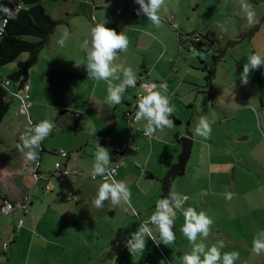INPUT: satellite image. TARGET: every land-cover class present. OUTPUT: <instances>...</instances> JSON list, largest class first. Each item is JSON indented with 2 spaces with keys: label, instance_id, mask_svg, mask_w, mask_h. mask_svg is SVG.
<instances>
[{
  "label": "rangeland",
  "instance_id": "1",
  "mask_svg": "<svg viewBox=\"0 0 264 264\" xmlns=\"http://www.w3.org/2000/svg\"><path fill=\"white\" fill-rule=\"evenodd\" d=\"M73 1L44 0L42 4L47 14L59 21L65 16V10L77 7L76 4L79 6V2ZM183 2L186 12H194L192 25L195 29L202 28L212 20L217 25L213 28L214 32H210L214 47L209 49L206 46V51L195 50V53L186 51L188 62L194 60V67L190 69L189 75L185 74L188 79L183 88L186 94L178 91L177 96L185 99L179 103L182 106L173 105L179 124L171 129H158L154 134L145 136L146 121L142 120L133 136L125 116L129 109L127 107L125 111H119L117 134L115 133L116 140H120L116 146L130 141L132 146L139 149L127 154L124 170L121 172L126 173L127 162L130 161L129 166L135 167L136 173H141L136 165L139 164L145 171L154 172L157 180H143L140 183L141 190L139 186L132 189L128 185L131 191L130 202L114 204L115 216L109 215L107 209L102 211V215L97 211H87L91 207L82 201L78 205L68 200H60V205L51 203L57 192L42 191L40 188L45 184L43 182L34 186L33 200L36 205L40 202V207H35V211L31 207L30 214L25 216L24 210L20 208L21 203L18 202L15 203L16 211L10 215H2L0 212V239L9 242L11 248L18 250L16 264H182L181 257L191 251V245L181 231L184 224L182 212L188 207L195 208L197 212L205 211L214 221L205 240L206 244L211 246L223 241L225 247L221 249L222 253L238 251L239 259L235 264H264V252L259 255L252 252L254 236L264 231V66L250 73L247 85L240 80L243 65L248 62L251 54L259 53L264 58V23L256 33L257 37L251 42L248 38L233 49H226L231 42H237V38L246 36L257 26L258 23H251L249 20L248 12L252 10L253 17L259 14L264 16V0H247L246 4L244 0H222L218 5H210L213 9L210 14L206 5L210 3L209 0H199V8L197 0ZM218 14L225 15L226 19L219 22ZM187 17L185 15L186 20ZM58 29L62 31L65 26L61 25ZM225 51L226 55L221 59ZM42 53L43 56L39 57L38 63L29 73L32 104L29 115L36 123L48 119L55 124L54 130L41 143L46 148V152L42 154L41 171L44 174H53L55 162H62L59 151L63 149L67 153L71 152L73 156L77 155L73 143L80 142L85 135L79 133L78 137H74L76 120L72 117L73 113L62 114L67 110L66 106L74 104V97L67 93L71 81L74 80L68 79L70 77L66 75L70 68L66 69L63 64L65 61H60L63 56L61 53L57 55V51H51L47 47ZM28 56L25 53L16 62L0 68V78L6 80L17 70L18 62L28 59ZM200 58L206 63H202ZM208 67L215 68L216 71L211 89L206 81L207 72L204 71ZM172 79H177L176 73ZM260 79L263 83H259ZM75 81L80 80L78 78ZM70 89L74 90V86ZM214 94L216 99L211 100L210 96ZM7 100L10 108L0 124V149L4 148V153L6 150L12 151V147L17 148V144L21 143L20 136L25 129L32 127L26 117L18 114L19 102L10 98ZM201 116H206L210 122L214 121L208 139L195 133ZM191 136L198 143L192 150L186 174L174 177L170 186V193L189 197L183 208L177 210L173 229L176 234L175 242L164 245L159 231L149 224L153 231L151 238L145 236V250L131 253L127 246H123L139 224L148 221L152 215L156 202L161 199L162 181L181 153V144L175 142L176 137L181 140ZM172 142L176 143V148L172 147ZM208 142L213 145L210 152L208 148L211 146L208 147ZM93 143L94 139H91V144ZM20 152L17 148L14 153L18 156ZM14 153L12 157L16 156ZM30 170H33L31 166L23 170V176L28 181V186L32 187L33 177L31 174L26 175ZM118 179L122 180L119 176ZM46 185L55 188L62 184L51 178ZM69 189V186L63 188L64 191ZM228 192L233 193L231 200L225 197ZM4 202L0 201V204ZM58 206L60 210L54 208ZM54 211L63 212L55 214ZM71 212L72 221H67L66 225L59 222L66 213ZM31 217H35L36 225L32 224ZM52 217H55L51 225L53 229L46 225L49 223L47 219L51 220ZM40 219L44 220L39 229L37 224ZM20 220L25 223L23 231L17 229ZM34 238L37 241L41 239L42 244L36 245ZM199 239L202 237H198ZM114 242H117L116 245ZM2 243L1 240L0 249ZM7 253L8 250L5 254L0 252L3 257L0 264H7Z\"/></svg>",
  "mask_w": 264,
  "mask_h": 264
},
{
  "label": "crops",
  "instance_id": "2",
  "mask_svg": "<svg viewBox=\"0 0 264 264\" xmlns=\"http://www.w3.org/2000/svg\"><path fill=\"white\" fill-rule=\"evenodd\" d=\"M209 1L210 3H206V5L208 6L207 12L210 14L213 11L210 5H218V2H221L222 0ZM73 2H79V6L78 4H76L75 6L77 7H73L71 10H65V16L61 20H59L63 22L61 25L65 26V29L61 31L60 29H58V27L61 26L59 25L55 32L49 38V41L45 47L51 48V51H57V55L59 53L63 55L60 61H65L63 62V64L66 69L68 67L70 68V70H68V74L66 75H69L70 78L68 79H74L73 81H71V85H69L67 89V93H70V95L74 97V99H72L74 104L66 106L67 110L62 112V114L73 113L72 117H74V119L76 120L74 126V131L76 133L74 134V137H78L79 133H83L85 136L81 138L80 142L73 143V146L76 147V150L74 151L77 152V155L73 156L71 152H68V158H62L60 155L59 156L62 160L61 163L63 164V167L65 169L70 172L77 170L83 175L67 182L56 179L54 173L52 174V172H50V174H44L41 171V165L42 154L46 152V148H44L42 144L40 146V149L38 150L40 154L38 161L27 160L22 152H20V155L17 156L14 153L17 151L16 147H12V151L6 150L5 153V149L2 148L0 149V189L3 193V196H5L9 201L13 203L21 202L22 199L20 198L23 197L29 190H31L32 202L29 206V212L27 213L30 214L31 207H33V211H35V207H40V202H38L39 205H36V202H34L33 200L34 194L32 188L36 185H39L41 182L45 183L44 185H46V183H48V181L50 182L51 178H53L60 182V184L62 185L61 187L56 186L52 191L49 192H57V195L53 197L51 203L60 205V200H63V202L65 200H68L71 202H75V204L78 205L82 201L92 208H88L87 211H97L100 213V215H102V211L107 209L109 215L115 216L116 211L114 210V204L111 200H106L103 204V207L101 208H96L92 204L93 199L97 196L100 182L94 181L90 177L93 171L95 153V143L91 144V139H94V141H98L101 146L109 149L110 154L114 151V149L117 147L115 144L119 143L120 141H117V137L115 136L118 127L119 111L121 109L125 111L127 107L129 108L127 111L131 109V106L137 99V95L143 90L141 88V84L143 83L153 82L159 84L161 82H166L168 85L167 95L168 97L173 96V98L169 97L170 105H177V107L182 106L179 103H182V101H184L185 99H182L183 96H177L178 91H183V93L186 94V90L183 89L185 84L187 83L186 81H188L185 74L189 75L190 69L194 67V60H192L191 63L188 62V55H186V51H188L189 53H195V50H197L190 49L188 37L190 35L200 34L205 45L201 50L206 51V46L211 49V47H214L215 43H213L211 40L210 32L211 30H213L214 32L213 28L217 25V22L215 23L214 20H212L209 24H204L202 28L195 29V26L192 25V15L194 14V12L191 13V10L188 12L185 11L183 0H166L165 7L162 8L159 13V15L161 16L160 27H156L154 24H152L147 16L143 13L137 15V9H139L140 6L135 3V0H74ZM244 3L246 4L247 0H244ZM197 4V7L199 8V0H197ZM249 11L252 12V10ZM196 12L199 14L198 10ZM0 13L3 16L9 15V13H5L3 11H0ZM185 15L188 16V20L185 19ZM217 16L219 22L226 19L225 15L223 14H218ZM169 18L173 19L170 21ZM220 18L223 19L221 20ZM263 18V14H259L256 17L252 18L251 23L257 24ZM175 23H177L176 26ZM97 24H105L106 27L114 29L118 34L123 31L130 41L127 52L119 53L118 58L114 61V63L117 65H123L125 68H132L136 76V87H128L126 89L125 93L123 94L122 102L120 104H108L105 102L107 97L108 82H97L92 78H88V72L86 70L87 52L85 50H82L81 44L85 40H88L89 48L91 47V30ZM262 24L259 26L258 30L260 29V27H262ZM65 32L68 34L66 46L60 47L57 44V41L63 36ZM257 35L258 34H255L253 39H255ZM53 43H55L54 46ZM42 56L43 53L41 51L39 57ZM200 61L202 63H206L203 61V58H200ZM207 69H209V67ZM174 73L177 74V79H172ZM119 75L121 79L118 81H113L114 84L122 82L123 73L121 72ZM78 78L80 81H75V79ZM215 78L216 71L215 76L211 80V82L206 79L209 85L208 87L210 89L213 86V81ZM259 83H263V81L260 79ZM72 86H74V90L70 89L72 88ZM189 92H191L190 89ZM210 97L211 100L216 99L215 94L211 95ZM9 98L15 99L19 102L20 109L18 114L26 117L31 126H33L32 124H38L34 122L29 115L32 104L28 113L25 114L21 112L19 99L15 96H9ZM261 102L263 103V100H261ZM226 110L228 111L229 109L226 108ZM127 111L125 112V116L128 119ZM172 117L176 119V112L173 113L170 119H172ZM139 123L140 121L137 124L131 126L128 119V127L130 129L131 135L134 136V131L138 129L137 125ZM176 124H179V122H176ZM188 125H190V123ZM132 138L130 139L131 142ZM191 139L193 140V150L194 145L198 143V140L192 136ZM175 142L181 144L180 140L177 137ZM175 142H172L173 148H176ZM207 145L208 147L211 146L208 148V151L210 152L213 145H211V142H208ZM130 146L131 148L123 157V164L119 169L116 177L117 180H119L118 176L119 178L121 177L122 180H125L130 188L132 187V189H134L139 186L138 188L139 190H141L140 183L143 180H157V175L152 171H145V168L141 167L139 164L136 165H138L137 167L140 169L141 173H136V168L129 166L131 163L130 161L127 162V169H125L126 173L121 172L122 170H124L125 157L127 156V154L130 151H139L137 147L132 146V143L130 144ZM60 152L61 151H59V153ZM12 153H14L16 156L12 157ZM56 163L58 162H55V164ZM29 166H31L33 170H30L31 172L29 171L26 175L30 176L31 174V176L33 177L31 185L32 187L28 186V181L23 176V170H26V168H29ZM36 169L40 174L44 175L45 178L40 179L35 183L34 171ZM156 171H158V169H156ZM53 172H55V166ZM44 185L40 188L42 191H44ZM66 186L70 187L69 191L63 190V188H65ZM27 188L30 189L27 191ZM74 197L76 198V200L73 199ZM2 204L3 203L0 204V207L2 206ZM41 204L44 203L42 202ZM54 208L56 210H60L59 206ZM0 212L2 213L1 208ZM54 212L55 214H59L63 211ZM27 214L24 215L26 216ZM54 219L55 217H52L51 220L47 219V221L49 222L46 223L47 227L51 229L54 228L51 227V225L53 224L52 220ZM31 220L32 224L36 225L35 217H31ZM43 220L44 219H40L39 224H37L39 229L43 226ZM72 220L73 217L71 212L66 213V215H64V218L62 220H59V222L66 225L67 221ZM23 228L24 225L21 229L22 231ZM1 240L3 242L5 241L3 239H0V241ZM33 241L34 243L37 242L36 245L38 246L42 244L41 239L37 241L36 238H34ZM116 243L117 242H114V245H116ZM124 247H126V245H124L123 248ZM0 252H2V248L0 249ZM17 253L18 250L15 247L11 248V245H9L8 253L6 254L7 264H16ZM35 261H38V259H35Z\"/></svg>",
  "mask_w": 264,
  "mask_h": 264
},
{
  "label": "clouds",
  "instance_id": "3",
  "mask_svg": "<svg viewBox=\"0 0 264 264\" xmlns=\"http://www.w3.org/2000/svg\"><path fill=\"white\" fill-rule=\"evenodd\" d=\"M140 7L137 9V15L143 13L149 21L156 27L161 26V16L159 15L162 8L166 5V0H135ZM0 11L9 13L10 10L0 8ZM253 13L248 12V18L251 21ZM7 21H5V24ZM68 34L65 32L57 41L60 47H65ZM91 47L89 41L85 40L81 44L82 50L87 52L86 70L88 78L107 83V97L105 102L108 104H120L123 94L128 87H136V76L131 67L125 68L123 65H117L114 61L118 58L119 53L127 52L129 48V38L120 32L105 26V24H97L91 30ZM264 66V58L259 53H253L248 57V62L243 65V72L240 74L242 84L249 83V76L253 70ZM123 73V80L118 84L113 81L121 79L120 73ZM147 94H141L137 100V111L135 112V120L146 121L144 125V134H154L158 129L173 128L175 122L170 117L175 112V107L170 105V98L167 95L168 85L166 82L145 83L141 85ZM206 116H201L199 123L195 128V133L205 139L210 138L212 132V124ZM53 121L44 119L38 124L25 129L20 136L21 143L17 144V148L24 153L25 158L30 161H36L39 157V149L41 143L54 130ZM95 143L94 165L92 177L97 176L103 178L100 184L97 196L93 199L92 204L96 208L103 207L106 200H111L113 204H119L121 201L130 202L131 191L125 180H116L114 178V169H109L111 160L110 150L101 146L98 141ZM25 149L27 151L25 152ZM63 153V149L60 150ZM228 200L233 198V193H225ZM189 199L186 195L179 193H169L167 196L156 202L155 210L149 217L148 221L139 224L136 231L130 234L126 240V246L131 253L143 252L146 248L145 236L152 237L153 228L149 224L155 226L159 231L160 238L164 245L175 242L176 234L174 232L175 219L177 210L182 209L185 201ZM184 224L181 228L183 235L187 238L191 245V251L185 253L181 257L182 264H235L239 259L238 251L221 252L225 247L223 241L213 243L211 246L205 243L208 238L211 227L214 223L213 219L203 210L197 212L193 207L183 210ZM198 237L202 239L198 240ZM153 241H155L153 239ZM252 252L256 255L264 252V231L258 232L252 241ZM203 257V258H202Z\"/></svg>",
  "mask_w": 264,
  "mask_h": 264
},
{
  "label": "trees",
  "instance_id": "4",
  "mask_svg": "<svg viewBox=\"0 0 264 264\" xmlns=\"http://www.w3.org/2000/svg\"><path fill=\"white\" fill-rule=\"evenodd\" d=\"M43 1L0 0V8L10 10L9 15H4L5 17L0 13V68L16 62L25 53L29 55L28 59L18 62L17 70L6 80L0 78V124L10 108V102L7 100L10 92L4 88L3 84L5 81H10V91L23 92L29 81L30 70L39 61L40 52L57 27L63 23L47 14ZM18 6L21 7L19 11H17ZM4 19L7 21L6 24ZM203 46H205L203 41L194 43V48L197 50H201ZM205 70L207 71L206 79L211 82L215 76V68ZM172 120L175 124L178 122L174 117ZM7 200L0 189V201Z\"/></svg>",
  "mask_w": 264,
  "mask_h": 264
},
{
  "label": "built area",
  "instance_id": "5",
  "mask_svg": "<svg viewBox=\"0 0 264 264\" xmlns=\"http://www.w3.org/2000/svg\"><path fill=\"white\" fill-rule=\"evenodd\" d=\"M20 6L17 7V11L20 10ZM173 18H169V20L171 21ZM5 20V19H4ZM6 21V20H5ZM177 25V23H175V26ZM202 41V38H201V35L200 34H194V35H190L188 37V42L190 44V49L191 50H194V43H198ZM145 84V83H143ZM4 85V88H6L9 92H10V96H15L16 98L19 99L20 101V105H21V112L23 113H28L30 107H31V102H30V86L29 84L27 83L24 87V90L23 92L21 93H16L14 91H10V85H11V82L10 81H5V83L3 84ZM142 85V84H141ZM141 94H144L146 95L147 92L143 89L142 92H140L138 95H137V99L135 101V103H133V105L131 106V109L129 111H127V116H128V119H129V122L132 125H135L137 124L138 122L135 120V112L137 111V100H138V96L141 95ZM34 126V124H32ZM131 148L130 146V143H124L120 146H117L114 151L110 154L111 156V160H110V164H109V169H114V178L117 180V174H118V171L119 169L121 168L122 166V160H123V157L124 155L129 151V149ZM59 155L62 157V158H68V153L66 151H63V153H59ZM83 174H81L79 171H73V172H70L68 171L67 169H65L63 167V164L58 162L55 164V172H54V176L56 177V179L60 180V181H71V180H74L80 176H82ZM91 179H93L92 175L90 176ZM45 178L44 175L40 174L38 172V170L36 169L34 171V180H35V183L38 182L40 179H43ZM94 181H98L101 183H103V178L102 177H99L97 176L95 179H93ZM100 186V185H99ZM54 187L50 186V185H46L44 187V190L47 191V192H50L53 190ZM74 200H76V198L74 197L73 198ZM32 202V192L31 190H29L27 192V194L22 198L21 200V206L20 208H22V210H24L25 214H27L29 212V206ZM16 209V205L7 200L5 201L2 206H1V211L4 215H10L11 213H13ZM24 225V221L20 220L18 225H17V229L18 230H21L22 227ZM9 245L10 243L7 242V241H4L2 243V252L3 254H5V252L8 250L9 248ZM2 254H0V263L2 262Z\"/></svg>",
  "mask_w": 264,
  "mask_h": 264
},
{
  "label": "water",
  "instance_id": "6",
  "mask_svg": "<svg viewBox=\"0 0 264 264\" xmlns=\"http://www.w3.org/2000/svg\"><path fill=\"white\" fill-rule=\"evenodd\" d=\"M264 22V18L261 19L257 26L246 36H241L237 42H231L226 49H233L236 45L242 43L246 39L250 38L252 41L254 35L258 32L259 26ZM225 52L220 58L224 56ZM182 150L178 157L177 162L169 169L162 181V195L161 198L167 196L170 193L171 180L177 176H183L186 171L187 164L192 155L193 140L190 137H183L181 140Z\"/></svg>",
  "mask_w": 264,
  "mask_h": 264
}]
</instances>
